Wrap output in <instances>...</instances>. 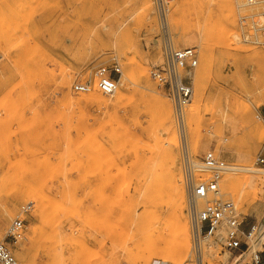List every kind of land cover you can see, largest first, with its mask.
Wrapping results in <instances>:
<instances>
[{"label":"rangeland","instance_id":"obj_1","mask_svg":"<svg viewBox=\"0 0 264 264\" xmlns=\"http://www.w3.org/2000/svg\"><path fill=\"white\" fill-rule=\"evenodd\" d=\"M150 1L148 9L144 0H0V242L12 246L11 224L25 221L23 237L12 246L20 264H200L203 258L205 264H253L254 253L264 256V164L257 162L264 158V45L255 43L250 24L240 22L259 10L246 0L173 1L168 20L175 46L192 49L198 59L182 129L172 100L150 75L161 56ZM115 64L122 71V99L96 88L73 92L76 82ZM197 94L203 101L191 132L188 112ZM97 95L107 104L93 100ZM151 96L172 106L188 251L176 252L172 218L162 207L169 151ZM223 118L235 131L222 126ZM185 151L198 180L212 177L201 170L208 152L228 165L220 180L222 199L235 204L243 227L256 226L242 257L240 249L225 246L227 222L195 255ZM246 152L252 163L242 158ZM244 165L255 172L237 170ZM243 174L256 177V185L239 196L241 182L235 193L227 179Z\"/></svg>","mask_w":264,"mask_h":264},{"label":"built area","instance_id":"obj_2","mask_svg":"<svg viewBox=\"0 0 264 264\" xmlns=\"http://www.w3.org/2000/svg\"><path fill=\"white\" fill-rule=\"evenodd\" d=\"M173 1L155 0L161 31V56L152 64L150 75L158 87L172 100L178 124L183 129L185 107L194 98V87L190 82V76L198 65V59L192 49H180L175 46L168 20ZM246 3L249 7L258 9L259 12L241 18L240 22L242 26L250 24L257 35L255 43L264 45V0H246ZM94 74L93 79L76 82L73 85V92L88 94L96 88L104 96H113L118 89V77L122 74L120 65L115 64L112 69L101 67ZM183 156L184 183L188 198L187 213L195 255L201 254L204 240L212 237L223 222H227L230 227L225 245L229 251L240 249L244 242H251L256 227H252L246 233L242 231L243 220H240L235 204L222 199L220 180L229 169L226 162L214 152H208L203 158L201 170L210 172L212 177L207 180H198L196 165L188 151H185ZM257 162L264 164V158L259 157ZM201 201L207 203L203 208L200 205ZM31 208L32 204H29L24 210ZM24 229V220L17 218L13 221L7 234V239L12 241V246L23 237ZM12 246L7 241L0 242V264H20L13 253ZM253 264H264L260 252L254 253Z\"/></svg>","mask_w":264,"mask_h":264},{"label":"bare ground","instance_id":"obj_3","mask_svg":"<svg viewBox=\"0 0 264 264\" xmlns=\"http://www.w3.org/2000/svg\"><path fill=\"white\" fill-rule=\"evenodd\" d=\"M150 2H151L150 0H144V5H146L148 9L152 7L150 6ZM142 73H143L144 78L146 79V88H149L150 84H149V77L147 75V71L143 69ZM65 86L69 88L68 81L65 83ZM114 96L116 97V101H119L120 99L124 97L119 88L117 89L116 94H114ZM93 100L98 101L102 104H107V101L98 95L94 96ZM150 101L162 120L163 130L167 135L166 144L168 145V151H169L168 152L169 170H170L169 182L168 184L162 185V197H163L162 207H165L167 209V212L172 218V225H173L172 227L174 229V232L176 233V238H177V241H175V243L177 244L178 242L179 244V245L177 244L178 245L177 251L176 250L175 251L176 252L188 251L190 250L189 223L184 214L185 204H186V195H185V190L183 187V182H182L183 180H181V176H180V173L177 167L178 157L176 154V148L178 145V138H177L178 136H177V133L174 127L172 106L167 100L161 97L151 96ZM202 101H203V94H197L195 103L193 104V106H191L188 112L189 124L191 126V127L190 126L188 127L192 130L191 132H194V131L196 132L197 128H194L193 126L196 123V119L199 114ZM187 123H188V120H187ZM221 124L222 126H226L227 128L233 129V131H235L233 128L235 126L232 125V122L228 120V118H223L221 120ZM242 158H244L246 163L253 162V155L251 152L244 153ZM237 170L255 172V170L253 171L251 167H247L245 165L241 168H238ZM239 182H241L243 186L241 187V189L239 190L237 194L241 196L240 193L241 192L244 193L248 188H252L251 190H253V187L256 185V177H254L253 175L243 174L234 179L228 178L227 179L228 188L232 190V192L236 193L235 186ZM254 191H253L254 193L253 195L255 196L254 198H256L257 197L256 189H254ZM242 199H243V202L247 201L246 200L247 196L243 194ZM218 232L222 236L225 235L226 233L224 228H220ZM169 259L170 258L167 257L166 260L168 261ZM138 262L140 263V261ZM208 262L209 264L212 263L209 260ZM200 264H205L204 258L200 262Z\"/></svg>","mask_w":264,"mask_h":264},{"label":"crops","instance_id":"obj_4","mask_svg":"<svg viewBox=\"0 0 264 264\" xmlns=\"http://www.w3.org/2000/svg\"><path fill=\"white\" fill-rule=\"evenodd\" d=\"M252 227H256V226L255 225H245L244 227L242 226L241 229H242V231H244L246 233V232H249ZM250 248H251V246H250L249 242L248 241L244 242L240 248L239 257H242L244 254H246L250 250ZM262 258H263V262H264V256L263 255H262Z\"/></svg>","mask_w":264,"mask_h":264}]
</instances>
